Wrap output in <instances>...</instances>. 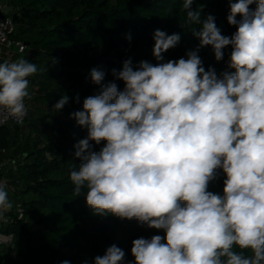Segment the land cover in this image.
Masks as SVG:
<instances>
[{
	"label": "clouds",
	"instance_id": "1",
	"mask_svg": "<svg viewBox=\"0 0 264 264\" xmlns=\"http://www.w3.org/2000/svg\"><path fill=\"white\" fill-rule=\"evenodd\" d=\"M193 3L182 6L181 27L200 26L192 30L199 45L187 58L141 61L135 70L125 60L111 72L123 81L122 91L115 81L104 82V70L91 69L98 94L71 114L87 129L74 145L81 163L70 169L73 196L86 188L95 215L164 231L134 239L129 264H264V0H230L227 22L237 28L231 37L221 34L213 15L202 20ZM153 40V56L163 61L181 35L157 29ZM206 46L217 62L231 46L234 71H206L198 55ZM45 71L24 58L0 63V113L22 122L25 98L31 99L27 78ZM68 102L64 95L53 109ZM218 170L223 195L208 191ZM12 207L0 182V220ZM124 258L113 244L94 264H125Z\"/></svg>",
	"mask_w": 264,
	"mask_h": 264
},
{
	"label": "trees",
	"instance_id": "2",
	"mask_svg": "<svg viewBox=\"0 0 264 264\" xmlns=\"http://www.w3.org/2000/svg\"><path fill=\"white\" fill-rule=\"evenodd\" d=\"M8 6L18 16L17 37L27 45L24 59L47 69L30 76L37 80L46 109L26 120L28 132L16 126L0 130V150L7 151L17 164L12 169L15 194L35 197L23 203L26 219H16L4 230L26 246L29 257L17 262L10 254L6 260L2 253L0 264H61L64 260L94 264V258L103 256L113 244L124 250L125 264H129L134 261V239L165 233L135 219L95 215L86 203V188L79 197L73 196L70 169L81 163L74 155V145L86 138L87 129L78 126L71 114L83 110L86 97L98 94L99 86L90 80L91 69L104 70V82L115 81L122 91L124 83L115 80L112 69L120 70L129 58L134 70L141 61L156 65L187 58L186 53L199 45L192 30L200 26L181 27L186 18L183 0H8ZM192 8H202V20L213 15L222 35L231 37L236 32V26L227 22L230 0H194ZM250 8L254 10L256 4ZM157 29L181 35L180 43L163 53V61L153 56ZM231 51V46L226 47L219 62L211 46L201 48L198 55L205 70L214 68L219 76L229 69ZM64 95L69 97L68 104L55 111L53 105ZM103 146V141L93 144V150ZM218 171L219 178L209 183L208 191L223 195L224 176ZM246 254L251 255L247 250Z\"/></svg>",
	"mask_w": 264,
	"mask_h": 264
},
{
	"label": "built area",
	"instance_id": "3",
	"mask_svg": "<svg viewBox=\"0 0 264 264\" xmlns=\"http://www.w3.org/2000/svg\"><path fill=\"white\" fill-rule=\"evenodd\" d=\"M13 16L14 15L0 16V62H4L11 56L24 58L28 50L27 45L17 37L16 32L18 25L16 24ZM21 48H23V51H21ZM28 115L29 110L27 108L26 117L22 122H17L14 118L7 117L5 114L0 113V130L8 126H16L20 128L24 127L26 120L28 119ZM0 182H4L7 185V191L9 194L10 187L7 180L0 177ZM16 219H26V213L23 205H20L18 210L13 213H5V218L0 220V255L3 253V247H11L15 241L14 235L7 234L4 230L7 226L14 224Z\"/></svg>",
	"mask_w": 264,
	"mask_h": 264
},
{
	"label": "rangeland",
	"instance_id": "4",
	"mask_svg": "<svg viewBox=\"0 0 264 264\" xmlns=\"http://www.w3.org/2000/svg\"><path fill=\"white\" fill-rule=\"evenodd\" d=\"M0 2H3L4 8L6 7L5 4H8V0H0ZM3 11L5 12L4 9ZM2 15L4 16L5 13L3 12L0 13V16ZM25 56L27 58L28 54L26 53ZM20 58L21 57H18V56H11L10 58L7 59V61L15 62ZM227 71H229V69ZM27 79L29 80V87L31 88V92H30L31 99L25 98V105L29 110L28 120H32L36 118V116H40V113H43L46 107L39 97L41 93H40L39 87L36 86L37 80L33 77H28ZM26 125L27 123L25 124L23 129L26 132H28L27 130L28 128ZM16 166L17 164L14 165L10 154L7 151L0 150L1 177L7 180L9 184V187H10L9 193L11 194V196H9V199H10V202L13 204V207H12L14 209L13 212L18 210V207L20 204L22 205V203L24 202L26 203L31 202L35 198L33 194H24V195L15 194L17 192L16 174L12 173L13 172L12 169H15ZM2 251L5 256L10 254L11 257L17 260V262H22L29 257L27 256L28 251L26 250V246L24 244H19L17 241H14L11 247H3ZM7 257H10V256H7Z\"/></svg>",
	"mask_w": 264,
	"mask_h": 264
},
{
	"label": "crops",
	"instance_id": "5",
	"mask_svg": "<svg viewBox=\"0 0 264 264\" xmlns=\"http://www.w3.org/2000/svg\"><path fill=\"white\" fill-rule=\"evenodd\" d=\"M1 5H3V2H0V12L2 13H5V15H7V14H9V15H13L14 13H13V10L8 6V4H5V8H4V5L3 6H1ZM3 9L5 10V12L3 11ZM9 196H11V194L9 193ZM21 205V204H20ZM20 205H19V207H20ZM22 205H23V203H22ZM21 205V206H22ZM18 207V208H19ZM13 208L10 210V211H8V212H6V213H12L13 212Z\"/></svg>",
	"mask_w": 264,
	"mask_h": 264
},
{
	"label": "water",
	"instance_id": "6",
	"mask_svg": "<svg viewBox=\"0 0 264 264\" xmlns=\"http://www.w3.org/2000/svg\"><path fill=\"white\" fill-rule=\"evenodd\" d=\"M13 18H14L16 24H17V23H18V16L15 14V15L13 16ZM0 63H2V62H0ZM30 92H31V88H30ZM9 259H10V257H7V258H6V260H9ZM1 264H4V262H2Z\"/></svg>",
	"mask_w": 264,
	"mask_h": 264
}]
</instances>
